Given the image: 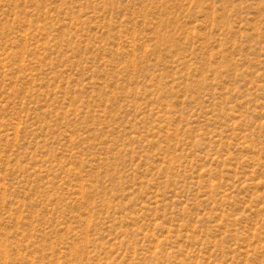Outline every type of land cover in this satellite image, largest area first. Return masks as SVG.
I'll return each instance as SVG.
<instances>
[{"label":"rangeland","instance_id":"374dc122","mask_svg":"<svg viewBox=\"0 0 264 264\" xmlns=\"http://www.w3.org/2000/svg\"><path fill=\"white\" fill-rule=\"evenodd\" d=\"M0 264H264V0H0Z\"/></svg>","mask_w":264,"mask_h":264}]
</instances>
